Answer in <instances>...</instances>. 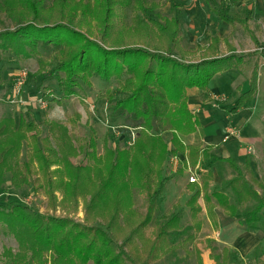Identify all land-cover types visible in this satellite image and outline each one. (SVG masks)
<instances>
[{
    "label": "trees",
    "instance_id": "obj_1",
    "mask_svg": "<svg viewBox=\"0 0 264 264\" xmlns=\"http://www.w3.org/2000/svg\"><path fill=\"white\" fill-rule=\"evenodd\" d=\"M205 1L222 21L248 29V17L230 16L217 0ZM160 6L148 0H51L49 4L45 0H0V13L5 17L0 23V51L27 59L38 57L40 49L51 50L63 98L80 97L83 84L89 87L91 78H115L121 97L114 98L112 110L139 127L128 147L104 143L102 154L96 155L93 140L89 141L90 151L77 148L68 128L58 121L46 122L50 137L40 138L39 144L41 129L36 121L25 114L18 120L0 117V187L8 176L11 187L20 189L29 185L35 174L39 178L35 179V189L47 195L48 208H76L81 198L84 209V222L77 223L71 217L40 213L14 199L0 204V224L17 243V251L3 250L2 264H151L160 260L187 242L186 238L176 244L171 240L173 234L182 232L177 229L178 214L146 234L169 180L163 166L172 156H182L183 167L207 160L203 164L204 189L188 183L193 193L187 204L193 218L202 211L200 197L210 215L214 199L231 217L242 216L240 222L247 227H255L264 218V198L255 188L261 184L251 170L249 157L241 166L233 158L213 155L211 145L183 141L188 135L203 134L199 119L188 106L187 89L209 93L210 80L218 73L240 68L245 57L233 53L229 45L232 53L221 55L220 44L226 38L218 35L206 44L184 47L178 18L157 12ZM83 26L87 30H81ZM38 62L44 63L41 58ZM257 85L255 66L248 89L228 113H237L252 100ZM43 97L59 100L50 92ZM167 132L170 145L163 137ZM24 142L30 153L22 160ZM83 151L91 163H72L71 158ZM213 162H225L232 168L234 175L226 184L236 201L254 203L241 216L226 194L207 193L212 177L207 165ZM140 194L144 211L136 207ZM226 254L223 249L224 256L217 258L216 264H226ZM257 264H264V260Z\"/></svg>",
    "mask_w": 264,
    "mask_h": 264
},
{
    "label": "rangeland",
    "instance_id": "obj_2",
    "mask_svg": "<svg viewBox=\"0 0 264 264\" xmlns=\"http://www.w3.org/2000/svg\"><path fill=\"white\" fill-rule=\"evenodd\" d=\"M148 1L161 4L157 12L162 15L178 18L184 47L194 48L196 45L206 44L214 34L225 35L234 45L235 53L245 57L244 66L242 65L238 72H231L233 73L232 79H235L233 83L230 82V88L227 91L217 95L214 93L202 94L201 105L208 114L219 112L224 107H231L232 104L228 102L230 95L245 78L248 82V76L254 63L258 65L261 74L256 94L258 107L241 111L240 117H249L243 129L233 124L238 118L236 115L228 114L227 109L224 112L221 111L219 118L211 115L208 119H204L202 124L203 133L208 135L211 141L216 138L217 131L222 129L219 138L214 139L216 145L211 150L213 155L225 157L232 154L238 156L236 159L241 166L244 158L249 157L251 170L262 185H256L255 188L264 198V0H240L238 2L217 0L229 15L249 17L248 25L254 39L257 40L256 43L252 41L249 37L250 33L244 31L241 25L220 23L221 20L210 10L205 0ZM45 2L49 4L51 0H45ZM1 21H5V17L0 13V23ZM91 29L93 33L97 32L94 26ZM81 30H87L86 26L81 27ZM39 52L38 57L23 59L8 51H0V117L12 116L18 120L19 115L25 114L27 118L36 121L41 129L39 144H42L40 138L50 137L46 122L55 120L68 128L70 137L77 148L90 151V140H93V149L96 155L102 154L104 143L123 148L128 147L137 136L139 127H134L123 117L116 116L112 110L114 98L121 97L116 92L119 81L115 78L105 81L94 77L91 78L89 87L83 84L84 90L80 97L63 98L55 76L56 73L53 72L55 58L52 51L40 49ZM220 54H229L224 43L220 44ZM39 58L43 60V65L38 62ZM38 71L44 74L38 73ZM221 74L219 73L215 77L221 76ZM218 78L214 79V82L224 88L223 81L219 82ZM48 92L51 97L59 100H45L43 95ZM233 98H230V101ZM192 111L197 113L198 110L193 108ZM260 111L262 115L259 118L262 124L259 126L258 133L256 125H258L257 116ZM223 115L224 120L221 118ZM231 130L234 131L233 134L230 133ZM257 136V144H254L249 138ZM163 137L170 145V133H164ZM51 141L53 142L52 139ZM183 141L205 146L208 140L205 135L196 133L183 137ZM236 148L240 152L237 155H235ZM29 153L30 147L24 142L21 159H27ZM182 158V156H172L164 163L163 174L168 176L169 180L163 189L153 221L146 229V234L149 236L158 224L163 223L173 214H178L180 219L177 229L182 232L179 236L173 234L171 240L176 244L186 238L187 242L178 245L174 251L165 254L160 260L151 264H216L217 258L220 260L224 256L222 255L223 249L227 250L226 264H257L264 260V218L252 228L240 222L242 221L241 215L249 211L254 203L251 201L238 203L232 195L226 184L234 175L232 168L225 162H213L207 165V168L209 166L208 169L212 171L207 193L220 191L226 194L230 202L236 205L237 212L241 217H231L228 210L216 204L214 199L212 202L215 207L210 215L209 212H206L204 202L200 197L198 203L201 205L202 211L196 218H193L187 204L193 193L188 183H193L190 182V177L194 175L196 178L194 183L201 190L204 189L202 185L206 177V169L203 164H207V160H201L200 164L195 166L183 167L181 166ZM71 162L76 165L88 164L91 163V159L83 151L71 158ZM35 179L39 178L33 174L29 185L14 189L7 176L4 184L0 187V204L14 199L30 205L43 214L71 217L77 223L84 222L81 198L78 199L76 208L66 205L64 208L50 209L47 207V195L42 189H35L37 186ZM57 196L60 199L59 192ZM136 207L141 211L145 210L141 194L136 198ZM189 235H192L193 239L189 240L187 237H192ZM5 248H11L13 252L17 251V243L7 229L0 224V264L4 262L2 253Z\"/></svg>",
    "mask_w": 264,
    "mask_h": 264
},
{
    "label": "crops",
    "instance_id": "obj_3",
    "mask_svg": "<svg viewBox=\"0 0 264 264\" xmlns=\"http://www.w3.org/2000/svg\"><path fill=\"white\" fill-rule=\"evenodd\" d=\"M234 1V0H233ZM240 1V0H239ZM235 2H238V1H235ZM220 4V3H219ZM227 12V11H226ZM228 14V13H227ZM216 15V14H215ZM229 15V14H228ZM217 16V15H216ZM230 16H233V15H230ZM218 17V16H217ZM236 17H238V16H236ZM242 18V17H241ZM244 18H246V17H244ZM218 19H220L219 17H218ZM248 19H249V17H248ZM221 20V19H220ZM248 22H249V20H248ZM248 22H247V24H248ZM220 23H222V24H225L226 22H224V21H220ZM228 24V23H227ZM237 24H239V23H237ZM226 25V24H225ZM230 25V24H229ZM239 25H241V24H239ZM242 26V25H241ZM242 28H243V30L244 31H246V32H248V33H250V38L252 39V41L254 42V40H253V37H254V35H252V32H251V29L249 28V25H248V29L246 30V29H244V27L242 26ZM214 35H218V34H214ZM213 36V35H212ZM220 38H226V40H223L221 43H224V45H225V47L227 48V50H228V46L227 45H229V46H232V49H234L233 50V53H235V51H236V49H235V47H234V45H232L231 43H230V41H229V39H228V37L227 36H225V35H223V36H221V35H218ZM229 51V54L230 53H232L230 50H228ZM236 54V53H235ZM225 55H228V54H225ZM246 56V55H245ZM243 66H244V64H243ZM257 67V71H258V85H257V90H258V86L260 85L259 84V82H260V72H259V69H258V65L256 64V63H254V65H253V67H252V69L250 70V73H249V76H248V82H246V78L243 80V82H241L239 85H237L236 86V88H235V91L232 93V95H230V97H229V99H228V102L230 103V104H232V106L231 107H229V108H226V107H224L223 108V110H221L222 112H224V110H226L227 111V113H228V110L230 109V108H232L233 106H234V103H235V101H236V99L239 97V95L242 93V92H244V91H246L247 89H248V85H249V78H250V76H251V72H252V70H253V68L254 67ZM238 70H239V68H233V69H231V70H229V71H225V72H222V74H221V76H217V77H219L217 80L220 82V81H223L224 83H225V85H224V83L222 82V85L223 86H225L224 88H222L221 86H220V84H218V83H215L214 81V79H216L217 77H213L211 80H210V82H209V93L208 92H205V91H203V90H200V89H197V88H190V89H187V103H188V106H189V108L192 110L193 108L194 109H197L198 111H197V113L196 112H193L196 116H197V118L199 119V121H200V123H201V125H202V130H203V124H202V121L204 120V119H208L211 115H215L217 118H219V115H220V113H221V111H219V112H213V113H211V115L210 114H208V112H207V110H205L204 109V107L201 105L202 104V102H201V100H202V94H204V93H206V94H211V93H214V94H220V93H223V92H225V91H227L229 88H230V82H232L233 83V81H234V79H232V77H231V75L234 73V72H238ZM231 72H233V73H231ZM219 74V73H218ZM231 77H229V76ZM263 78V77H262ZM261 82H262V79H261ZM245 83V84H244ZM231 92V91H230ZM237 94V96H235ZM256 94H257V92H256ZM234 97V98H233ZM230 98H233V99H231V101H230ZM258 107V103H257V101H256V95L254 96V98L252 99V100H250L249 102H247L246 104H244L239 110H238V112L237 113H235V114H230V115H236V118H238L237 119V121L235 122V123H233V124H235V126H237V127H241L242 129H243V127L246 125V122H247V120H248V118H245V117H240V115H241V111L243 110V109H255V108H257ZM201 109H204L203 111H201ZM263 109H264V107H263ZM207 112V113H206ZM229 114V113H228ZM261 115H262V112L260 111V113L258 114V125H256V127H257V129H258V133H259V126L262 124V121H261V119L259 118V116L261 117ZM240 117V118H239ZM221 118H223V120L225 119V117H224V115L221 117ZM226 121V120H225ZM221 132H222V129L220 130V131H217V136H216V138H213L212 139V141L210 140V137L208 136V135H206L205 133H203L202 135H205V137L207 138V145H211L212 147L214 146V145H216L215 144V141L217 140V138H219V136L221 135ZM214 139H216V140H214ZM250 140H252L253 141V143L254 144H257V142H256V140L258 139V136L257 137H251V138H249ZM214 141V142H213ZM209 142H211V143H209ZM250 142V141H249ZM228 150V149H227ZM231 153V152H230ZM235 155H237L238 153H240L239 151H238V149L236 148V150H235ZM221 157V156H220ZM225 157H230V158H233V159H235L236 161H237V159H236V157H238V156H233L232 154L231 155H229V156H225ZM246 158V157H245ZM245 158H244V160H245ZM238 162V161H237ZM244 163V162H243Z\"/></svg>",
    "mask_w": 264,
    "mask_h": 264
},
{
    "label": "built area",
    "instance_id": "obj_4",
    "mask_svg": "<svg viewBox=\"0 0 264 264\" xmlns=\"http://www.w3.org/2000/svg\"><path fill=\"white\" fill-rule=\"evenodd\" d=\"M230 133L231 134H233L234 133V131L233 130H231L230 131ZM196 181V178H195V176L194 175H191V177H190V182H195Z\"/></svg>",
    "mask_w": 264,
    "mask_h": 264
}]
</instances>
